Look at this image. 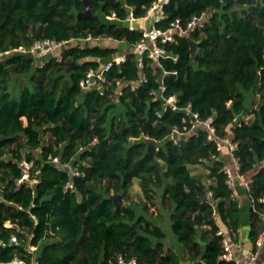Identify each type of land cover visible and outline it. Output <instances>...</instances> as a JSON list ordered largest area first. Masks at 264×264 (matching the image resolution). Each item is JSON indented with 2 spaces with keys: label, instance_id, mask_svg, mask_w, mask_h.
I'll return each mask as SVG.
<instances>
[{
  "label": "trees",
  "instance_id": "1",
  "mask_svg": "<svg viewBox=\"0 0 264 264\" xmlns=\"http://www.w3.org/2000/svg\"><path fill=\"white\" fill-rule=\"evenodd\" d=\"M89 1L93 16L82 20L84 0H0V264H120V258L181 264L182 257L239 264L220 260L224 239L240 244V204L224 170L229 147L219 149L203 127L177 143L172 131H191L190 108L201 120L213 117L216 136L235 145L253 204L249 240L258 249L264 233V0H171L158 28L166 31L176 20L186 27L203 14L205 27L164 45L170 57L162 68L145 58L140 69L130 54L104 83L83 89L91 71L123 50L117 42L143 38L112 14L141 19L156 0ZM43 40L71 43L57 52L61 59L39 65L31 55H6ZM190 41L198 43L195 64ZM72 63L77 66L68 74ZM161 94L176 96L180 110L166 107ZM23 162L34 164L37 183L18 185ZM202 166L207 178L196 171ZM135 181L142 203L116 207L110 197L125 198ZM159 191L156 219L151 209ZM207 191L212 198L202 201ZM163 211L179 252L165 242Z\"/></svg>",
  "mask_w": 264,
  "mask_h": 264
},
{
  "label": "built area",
  "instance_id": "2",
  "mask_svg": "<svg viewBox=\"0 0 264 264\" xmlns=\"http://www.w3.org/2000/svg\"><path fill=\"white\" fill-rule=\"evenodd\" d=\"M171 0H156L152 6L148 9L147 14L144 18L136 19L133 16H129L125 20H120L116 13L112 14L111 20L116 21L117 23L127 24L129 30L132 32H140L143 35V38L135 44L129 45L126 40L121 42H117L120 48L122 45L124 46L123 50L118 55H115L110 61L106 63V65L101 69V71H91L86 80L81 83V88L89 89L91 87H95L97 82L104 83L106 81L105 74L108 73L114 64H124L128 60V56L133 54L136 58L138 66L140 69H144V60L145 58H149L155 62L158 68H162L161 61L163 59H167L170 57L164 45L172 44L175 41V36L177 34L189 36L191 33L197 31L198 29H202L206 24V14H203L201 17H194L192 21H190L186 27H184L180 20H176L170 26V28L166 31L158 28V25L165 19V7L170 3ZM91 40V38L89 39ZM109 41L113 42L112 38ZM71 42H56L52 40H43L35 42L30 48L20 47L19 49H15L13 51L7 52L6 55L20 53L24 55H31L32 57L47 59L49 57H58L61 59L62 56H59L57 52L61 49H65L69 46ZM2 55L0 54V57ZM176 61L178 60V56L173 57ZM173 75L176 73H168L164 72V76ZM94 78V79H93ZM166 88H162V94H164ZM161 94V96H162ZM163 97V96H162ZM164 98V97H163ZM166 107L172 109L173 111H179L178 107V99L176 96L171 97L169 99H165ZM187 113L191 116V125L192 129L189 132L181 133L180 130L175 127L172 131V138L175 142H178V137L185 136L192 131H196L198 127H203L209 132V140L216 141L217 146L221 149L223 144H226L229 147L230 153L232 155L234 170L231 167H226L224 170L228 176V185L233 191L234 197H238V188H237V177L239 176V165L237 160L233 157V152L235 150V145L232 144L230 139H220L216 136L215 128H214V118L211 117L207 120H201L199 115L193 113L190 108L186 109ZM55 163H59V159L54 160ZM22 168V177L18 182V185H22L25 183H37L36 180H31V171L34 168L33 163L23 162L21 164ZM76 175H79V172L76 170ZM238 178H241L240 176ZM249 188V184L247 183ZM73 189L72 185L68 186ZM264 202V200H262ZM264 220V215H263ZM7 227H11L8 223ZM218 235L223 236V230L218 232ZM12 242H17L16 238L12 239ZM264 246V233L261 235L257 243L258 248H262ZM224 253L220 256L221 261H233L234 255L232 248L227 239H224L223 242ZM256 259V256H253L248 264H252ZM14 264H25L21 261H14ZM120 264H125L123 259L120 258ZM131 264H137L136 260H132Z\"/></svg>",
  "mask_w": 264,
  "mask_h": 264
},
{
  "label": "crops",
  "instance_id": "3",
  "mask_svg": "<svg viewBox=\"0 0 264 264\" xmlns=\"http://www.w3.org/2000/svg\"><path fill=\"white\" fill-rule=\"evenodd\" d=\"M252 108L249 110V112L252 110ZM252 119H253V115L250 116L249 120ZM225 159L228 162L229 167H231L234 170L232 156L227 155L225 156ZM196 171L197 173H201V168L200 167L196 168ZM234 175L237 176L235 170H234ZM238 177L236 181L238 188V200L241 209L240 244L237 246H233L230 244V239L228 240V242L232 248L234 259L239 264H248L253 256H256V259L252 264H264V246L262 248L255 249L254 245H252L249 240L250 224H251L250 215L253 204L249 197V188L247 186L248 182L244 180L242 177L241 178ZM172 242L169 245L173 246L174 244ZM175 249L179 252V249L177 247H175ZM181 264H195V263L190 262L189 260L182 257Z\"/></svg>",
  "mask_w": 264,
  "mask_h": 264
},
{
  "label": "rangeland",
  "instance_id": "4",
  "mask_svg": "<svg viewBox=\"0 0 264 264\" xmlns=\"http://www.w3.org/2000/svg\"><path fill=\"white\" fill-rule=\"evenodd\" d=\"M34 62L36 65H39L41 64V62H44V59H40L38 57L34 58ZM251 98V96H249V99ZM255 97L253 98L252 96V101L250 103L249 100L246 101V107L250 110L254 105H253V101H254ZM201 168V173L203 175V177L207 178L208 175H209V170L205 167V166H202L200 167ZM162 192L159 191V194H158V201H157V207L156 208H152L151 209V212H153V215L156 216V219L158 218L159 215H161V207H160V195H161ZM129 203H142V192H141V188L138 184L137 181H135L133 183V186L131 188V190L129 191V193L127 194V196L125 198H123V202H122V205L124 204H129ZM141 212V211H140ZM164 213L162 214L163 216H165V220L160 223L161 226H162V229L164 230V232L166 233L167 235V238H166V243L167 244H171L172 241L175 240L174 238V235H173V232H172V223H171V219H170V215L167 214L165 211H163ZM158 222V220H156ZM155 223V222H154ZM157 224V223H155Z\"/></svg>",
  "mask_w": 264,
  "mask_h": 264
},
{
  "label": "water",
  "instance_id": "5",
  "mask_svg": "<svg viewBox=\"0 0 264 264\" xmlns=\"http://www.w3.org/2000/svg\"><path fill=\"white\" fill-rule=\"evenodd\" d=\"M84 2H85V10L78 14V19L87 20V19L92 18L93 13H92V8H91L90 1L89 0H84ZM190 46H191V54H192L193 64H195V59H196V55H197V52H198V43L195 42V41H190ZM262 47H263V50H264V43H263ZM249 48H250L251 54H254V45L251 44L249 46ZM76 66H77L76 63H72V65L68 69L67 73L68 74L72 73L74 71V69L76 68ZM147 142L150 145H156L157 144V142L154 139H148ZM211 198H212V196H211L210 192L207 191V193L202 197V201H210ZM110 199L112 201H114L116 207H120L122 205V202H123L122 196H120V195L111 196ZM199 242L202 243L201 239H199Z\"/></svg>",
  "mask_w": 264,
  "mask_h": 264
}]
</instances>
